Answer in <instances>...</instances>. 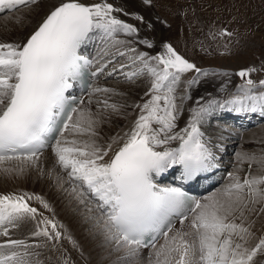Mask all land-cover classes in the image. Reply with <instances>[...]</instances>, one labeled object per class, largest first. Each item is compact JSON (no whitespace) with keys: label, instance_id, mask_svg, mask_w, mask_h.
Listing matches in <instances>:
<instances>
[{"label":"snow or ice","instance_id":"snow-or-ice-1","mask_svg":"<svg viewBox=\"0 0 264 264\" xmlns=\"http://www.w3.org/2000/svg\"><path fill=\"white\" fill-rule=\"evenodd\" d=\"M37 2L0 0V9ZM121 11L107 0L91 4L61 0L25 40L0 42V170L22 171L25 165H35L52 138L56 164L67 173L72 193L86 207L96 201V225L106 240L125 249L127 257L136 256L141 247H151L152 264H264V233L249 246L256 238L252 231L255 222L245 223L248 215L264 213V174L249 173L241 179L229 173L233 182L203 199L189 196L182 187H161L154 179L177 166L184 185L210 173L217 166L215 154L201 126L217 108L234 106L236 111L264 112V91H255L258 85L264 88V80L248 78L254 68L241 70L238 75L244 82L239 86L240 94L223 101L211 94L198 97L180 127L183 111L175 91L181 74L196 73L187 82L191 86L199 83L200 76H208L209 70L197 67L167 43L163 52L151 57L132 47L117 48L113 59L127 56L130 64L113 67L109 75L120 72L131 81L147 73L152 82L145 93L148 99L136 104L139 115L131 128L101 144L96 130L103 123L101 114L81 107L84 100L77 103L66 92L73 87L70 81L80 78L82 69L92 63L80 55V49L95 34L102 33L112 46L126 43L117 38L121 33L138 35L135 25L113 15ZM220 34L232 35L226 29ZM138 42L152 47L147 40ZM111 63L97 67L92 75ZM91 91L107 94L114 90L95 87ZM97 103L113 112L120 110L108 99ZM66 133H72L73 138ZM174 143L177 146H172ZM114 144L119 147L114 149ZM12 161L20 167L8 168L7 162ZM256 162L264 168V157ZM32 200L51 211L34 193L0 194V235L6 237L0 241V249L7 250L0 252V264H29L27 258L33 255L29 248L40 246L35 240L29 243L11 238L10 229L21 222H35L31 237H44L53 247L64 237L63 225L32 206ZM177 222L180 227H176ZM161 239L163 243L158 245Z\"/></svg>","mask_w":264,"mask_h":264},{"label":"bare ground","instance_id":"bare-ground-1","mask_svg":"<svg viewBox=\"0 0 264 264\" xmlns=\"http://www.w3.org/2000/svg\"><path fill=\"white\" fill-rule=\"evenodd\" d=\"M81 2L86 4H91V3H99L101 2V0H81ZM107 2L112 3L115 8L122 9L121 12H114L113 15L117 16L121 20L126 21L127 23L135 25L136 28L139 29L138 35H134L131 37L126 36L122 33L119 34L117 38L121 41H125L126 43L122 45H117L116 46L117 48L123 50L126 47H132L136 49L137 53L145 52L147 54L153 53V51L155 52L158 51L160 53L164 51L163 45L166 44L164 43V40L169 36V31L164 30L163 25L161 26V24L159 23L160 18L155 10V6L153 2L151 4H147L145 0H107ZM59 3H61V0H38V2L35 3L32 10L28 11L26 14L20 17L13 18L10 14H7L14 12L18 8L0 15V42H13V41L20 42L25 40L38 27V25L42 22V20L46 17V15L52 9H54V7L58 6ZM137 17H142L143 20L137 19ZM140 40H147L151 42L152 47H149L147 44L139 43L138 41ZM127 41H131V43L129 44L127 43ZM107 45L112 46L111 43L104 38L102 33H97L92 37L91 40H89L80 49V52L88 54L92 58L91 65L93 69H95V71L97 67L105 64L104 62L102 63L99 62V60L96 59V56H98L99 53H101L103 46H107ZM110 46H107L104 49H109ZM129 55H135V53H129ZM104 56L106 58H109L106 52H104ZM112 58L113 56L110 57L108 61H110ZM126 70H131V69H126ZM99 74L100 73H98L97 75ZM211 74L214 73H209V75L206 77L200 76L199 83L186 87V92H184V97L181 98V100H179L180 106L182 107V111H183V116L179 121L180 127L184 126L189 115V110L195 105V101L197 100L198 97L205 96L206 98H208V95L211 94L212 97H215L220 101H223L224 99L231 98L234 95L240 94L239 88L236 87L235 79L237 78L235 76L233 77V75L228 73L227 71L226 73H215L214 75ZM95 76H93L94 79ZM94 81L95 80H92L91 86L95 84V83L93 84ZM151 81H152V77L149 76L147 73H145L141 81H139L138 83L137 80L136 83L129 82L127 84L125 83V85L119 83L116 85L103 83L102 87L113 89L116 94L107 93V94H102V96L100 97L96 94L97 95L96 105L98 104L97 101L108 99L109 104L119 105L120 110L118 112H113L111 109L104 111L105 120L103 122H105V124H103V126L99 128L101 130L98 132L99 143L105 144L112 137L123 136V133L131 128L134 120L139 115V109L136 108V104L138 103L142 104L144 100L148 99V97L145 96V93L150 88ZM75 88L76 86L74 85V89ZM88 89H90V87ZM180 90H181V85L178 84L176 86L175 92ZM255 91L261 92L257 90ZM186 96H190V99L185 98ZM83 98L85 102L87 100L86 93H83ZM130 103L134 108L133 112L130 110L129 107ZM83 105H81V107ZM223 110H226V112L224 113L221 112L223 114L222 115L220 113L221 109L217 108L215 112H213L205 121V123L201 126V130L205 133V139L209 141V146L212 148L215 154V160L217 166L210 173L205 174L201 179L196 181L194 184L188 185L190 189H192L197 193V199H203L204 197H206L205 196L206 193L200 197L199 194L208 191L217 183L219 179L225 177V172L227 170L228 165L232 164L234 166L235 164L241 166V169L237 170V172L235 171L236 174L234 173L236 176L240 177L241 179H243V177L249 173L251 175L263 174L261 173V171L255 169V166L260 165L259 163L256 162L250 163L244 161L245 158L240 157L239 155L240 153H238L239 151L237 152L238 156L235 157L236 159L235 163H232L233 161L231 162V160L235 161L234 158L225 155V153L229 152L228 150H230L228 147L229 144L235 146V143L237 141L236 139L241 132L229 130V128L228 130H225L227 128L213 129L211 125H213L212 123L213 118L219 116L220 114L221 116L228 117L232 120L236 119L235 120L236 125H238L241 129H243L248 127L249 125H254L256 122H259L260 120L264 119V112H261L259 109L255 112L250 110L236 111L234 110V106H228ZM91 111L94 114L97 113L93 109H91ZM114 115L117 117H115ZM125 115H127L126 119L124 117ZM107 128L108 130L102 133V131L106 130ZM248 137L249 135L247 134L242 135L243 140H246ZM75 138L87 139V137L84 136L75 137ZM225 140H227L228 142H225ZM263 142H264V138H263ZM172 146H177V145L174 143ZM113 147L114 149L118 148L119 144H114ZM262 149L264 150V143ZM45 151H41V153ZM49 152L52 153L51 150L48 151V153ZM243 153L246 154V152ZM54 159L56 161L55 156ZM12 162H7L6 166L12 169H17L20 167V165H18L17 162L15 161ZM249 164H251V168H249ZM31 166L34 167V169H36L37 172L36 175L33 174L32 172L33 168L32 169L30 168L32 171L28 169L29 168L28 165L27 167L23 166L22 171L4 172L3 170H0V194L26 192V193H34L42 197L46 202L50 203L52 209H54L57 215L59 216L58 217L59 221L63 223V229L65 231H69V233L74 237V239L77 240L78 242L77 244L80 247L81 244L86 245L87 247L95 251V250H101V247L104 246L103 244H106L108 246L107 254L110 253L111 250L116 248L118 250V253L115 255H111L112 256L111 261H115L116 263H118L119 261H123L126 264H136L133 261L134 259H137V261L139 262L142 261L140 259L141 258L140 252H145V251H149L152 253L154 252V249H152L151 247L150 248L141 247L136 256L127 257L125 255V249L118 248L115 245V242H110L106 240L103 231L98 226L92 225L96 220H94L95 216L92 217L90 215L91 213L88 212L89 206L86 207L85 204H81L80 201H77L78 198L74 193H72L71 191L72 184L68 180L67 173L59 166L55 165L54 161H52V158L50 159L47 153L40 155L39 160L36 162V164ZM179 175H180V169L177 166L175 170H170L168 173L154 177V179L155 182L161 187L176 186L183 188L184 184L178 178ZM227 178H228V174H227ZM200 182L202 186L198 187L197 184ZM229 183L227 185H229ZM55 185H57L56 186L57 191L53 190ZM223 188L224 187L222 186V188L218 189L219 190L218 193ZM30 203L34 207H38L41 210L43 209L42 206L39 204V202L36 200L30 201ZM95 203L96 201L93 200L92 201L93 209H95ZM255 207L259 208L260 205L257 204ZM44 214H46L45 211ZM246 215L248 214L246 213ZM90 216L93 218V220L90 219V221H88ZM252 221L255 222L254 226L252 227V231L256 233V238H253L249 241V246H254L255 243L258 242L259 236L262 233H264V213L260 215H256L255 213L248 215V220H246L245 223L247 224ZM178 224L179 222H177L176 225ZM90 225L93 226L91 228L92 232L97 234H99L100 232L102 233V235L94 238L93 235H91V230H89L90 227H88ZM17 228H18L17 231L13 233L15 234L13 239H26L27 241L35 240L37 242L36 238L31 237V232L35 231V229L31 225V221L21 222ZM11 231L12 229H10V233ZM88 232L89 234H87ZM5 239L6 237L0 235V241H3ZM159 243H163V240L161 239L160 241H158V245ZM2 251L3 249H0V252ZM29 251L33 253V255L27 258L29 264H47L45 259L42 258V256H40L38 259L34 256L36 248H29ZM101 254L103 255L104 252H101ZM152 257L154 259V256ZM107 260L108 258L105 259L104 264H109Z\"/></svg>","mask_w":264,"mask_h":264},{"label":"rangeland","instance_id":"rangeland-1","mask_svg":"<svg viewBox=\"0 0 264 264\" xmlns=\"http://www.w3.org/2000/svg\"><path fill=\"white\" fill-rule=\"evenodd\" d=\"M152 2L154 3L155 10L159 15V23L161 26L163 25L164 30L169 31V36L164 40V43L171 44L173 48L184 58L196 64V66L201 69L209 70V73H226L227 71L228 73L232 74L233 77L235 76L237 78L235 79V83L236 87L238 88L244 82L243 78L238 75V73L243 69H256V71H253L249 74L248 78H251L257 82L264 80V0H151V2L147 4H151ZM34 5L35 4L23 5V7L17 6L16 8L18 9H13L15 10L14 12H3L0 15L7 13L13 18L20 17L32 10ZM225 29L232 33V35H221L220 33ZM107 46H103V49L101 48V53H99L100 56H96V59L101 63H107L108 59L112 56L114 57L116 53V46V48L114 46H110L109 49H104ZM104 52H106L109 58L104 56ZM158 53L160 52L153 51V53H149L148 56H156ZM112 59L110 61H113V63L109 64L103 72L95 77V81L93 82L95 84L91 88H106L102 87L103 83L111 85H116L119 83L125 85V83L127 84L129 82L136 83V80L137 83L141 81L144 74L131 81L124 78L120 72L109 75L113 67H116L121 63L130 64L127 56L115 57V59ZM137 66H139L138 62ZM195 77L196 73L194 71L181 74V80L179 82V85H181V90L175 92L178 106H180L179 100L184 97L186 87L190 86L187 82ZM91 88L87 91V100L84 102L82 107L86 109L91 108L97 113H100L101 118L104 121V111L110 110V108L105 109L99 104L96 105V97L97 95L99 97L102 96V93L92 92ZM255 90L264 91V88L258 85ZM111 93L116 94L115 91ZM90 94L91 102H89ZM130 105L131 103L129 104V107L133 112L134 108L132 105ZM221 112L224 113L226 110L221 109L220 113ZM126 116L127 115L124 116L125 119ZM235 120L236 119L232 120L228 117L221 116L220 114L219 116L213 118V125H211L213 129L227 128L225 130H228L229 128V130L242 133H240V135L237 137L235 146L232 144L231 146L229 144L228 147L230 150H228L229 152H226L225 155L235 159V157L238 156L237 152L239 151L238 153H240V157L245 158L244 161L250 163L256 162V160L264 157V150L262 149L264 143V119L243 129L236 125ZM103 124H105V122L101 123L96 129L98 132L101 131L99 128H101ZM108 128L103 130L102 133L107 131ZM243 134H247L249 137L246 140H243ZM66 136H68L69 139L73 138L72 133H66ZM225 142L228 141L225 140ZM230 147L233 148L231 149ZM50 150L52 153H48ZM48 151L42 152L40 155L47 153L50 159L52 158V161H54V164L57 165L54 159L55 154L52 151V148H49ZM243 152H246V154ZM252 155L256 157V160L248 159V157ZM231 162L235 163L236 159L235 161L231 160ZM25 166L27 167V165ZM28 167V169L33 168V171L30 169L33 174H37L34 167L31 165H28ZM239 169H241L240 165H228L225 172V177L219 179L213 186L214 188L212 187L208 191L201 193L200 196H203L205 193V196L218 193V189L222 188V186L225 187L229 182H233V177L230 178L229 173L236 174L237 170ZM255 169L261 171V173L264 174V168H262L260 165L255 166ZM56 186L57 185H55L53 188L54 191H57ZM77 201H79V199H77ZM47 203L49 204L51 211L44 209L41 211H43V213L45 211V216L52 218L57 221L58 224L63 225V223L59 221V216L57 215L56 211L52 209L49 202ZM87 206L93 209L92 203L87 204ZM90 213L92 217L99 216V213L96 212L95 209H93V211ZM91 216L88 221H90V219L93 220ZM94 223L92 225L97 226L96 221H94ZM31 225L35 229V222L31 221ZM92 225L88 226L90 227L89 230H91L93 227ZM176 227H180V225L178 224ZM17 229V227L12 229L10 233L11 238H14L15 234L13 233L16 232ZM60 230L64 233V237L56 243V247L52 246V241H46V238L44 237L36 238L37 242L40 244L39 247H35L36 251L34 256L37 259L42 256L47 264H104L105 259L108 258L107 262L109 264H126L123 261H119L118 263L111 261V255L118 253L116 248L107 254L108 246L103 243L102 244L104 246L101 247V250L93 251L86 245L82 244L80 247L77 244V240L74 239L69 231H65L63 228ZM185 230H187V222L185 223ZM87 234H89V232ZM91 235L96 238L102 235V233L99 232V234H97L91 230ZM68 237H71V240H69ZM28 242L31 243L32 241L30 240ZM2 252L5 253L7 250L3 249ZM101 252H104V254L102 255ZM151 253L152 252L149 251L140 252V259L142 261L139 262L137 259H134L133 261L136 264H152L154 259L152 256H150Z\"/></svg>","mask_w":264,"mask_h":264}]
</instances>
